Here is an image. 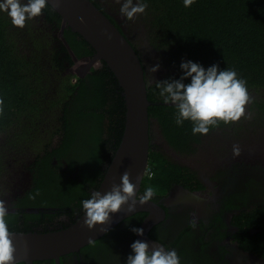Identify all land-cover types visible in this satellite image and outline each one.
Wrapping results in <instances>:
<instances>
[{"label":"flooded vegetation","instance_id":"af4514ba","mask_svg":"<svg viewBox=\"0 0 264 264\" xmlns=\"http://www.w3.org/2000/svg\"><path fill=\"white\" fill-rule=\"evenodd\" d=\"M90 1L114 22L140 56L143 51L142 42L140 43V36L143 35L140 18L136 16L132 20L124 17L118 21L112 20V9L116 7L112 0ZM2 15L4 13H0ZM117 17L120 19V15ZM7 22L10 25L9 18ZM31 23L37 30H43L46 37L47 34H52V37L53 34L57 35L58 38L54 40L47 37L54 53L58 54V48L63 51L52 60V72L58 77L56 84L69 88V77L72 73L69 61L87 58V54L84 55L86 52L92 57L91 48L86 44L83 49L75 42L78 38L72 37L68 32L65 34L62 28L57 30L56 24L47 20L43 11ZM154 64L151 61L143 64L145 75L151 83L155 80L156 73L149 69ZM99 65V69L86 73L80 70L82 77L78 79V85L67 90L74 91L75 96L80 93V87L93 90L96 83L94 81L110 73L105 66L107 73L103 74V64ZM119 94L122 97L121 92ZM115 96L116 94L111 93L109 99L112 100ZM108 103L112 104L110 101ZM249 105L250 103L245 106V116L239 120L243 118L240 124L239 121L227 125L220 123L203 136L193 135L192 131L185 135L180 134L173 145L164 138L159 118L149 114L150 135L155 140L149 153H160L165 160L178 165L183 171L181 173L186 175L181 176L180 182L171 180L173 182L170 183L168 191L165 194H156L151 200L162 208L166 218L149 230L148 237L168 249H175L181 264H264V214L260 215L264 213V167L259 170L260 177H263L258 181L257 188L251 181H245L241 177L244 174V170L240 169L242 164L236 163L233 155V147L240 140L237 131L243 128L244 118L252 112ZM104 118L106 117L103 116ZM79 119L83 121V117ZM185 122L191 124L189 121ZM73 129L76 132L73 135L72 149L78 151V154L71 153L74 157L68 155L67 160L64 154L68 152H60L63 155L61 158H54L52 154L53 151L59 153L63 137L49 139L30 134L25 141L17 138L12 144V149L20 153L11 154L0 165V201L4 202L8 210L5 220L10 232L59 231L74 225L84 213L81 201L89 199L91 193L98 190L121 140L116 145L114 135H106L102 128L103 138L111 144L104 149L102 159L100 155H94L100 157L94 159L90 168L86 158L92 151L83 157L78 155H82L92 146L89 136L92 129L88 126ZM109 138L111 139L108 140ZM5 145L10 147L7 142ZM35 153L39 154V159L34 157ZM83 167H88L85 174ZM41 170L42 174H39ZM82 173L87 176L83 178ZM147 177L149 175H145L143 180ZM144 191L145 188L141 187L140 194ZM172 193L179 194L176 204L171 203ZM147 216L148 213L139 212L124 219L77 252L60 257L58 263L47 260L34 261L32 264H125L127 256L131 254L130 245L137 240L132 229L139 228ZM243 220L247 224L255 225L251 227L249 238L246 239L240 229Z\"/></svg>","mask_w":264,"mask_h":264},{"label":"trees","instance_id":"16d2710c","mask_svg":"<svg viewBox=\"0 0 264 264\" xmlns=\"http://www.w3.org/2000/svg\"><path fill=\"white\" fill-rule=\"evenodd\" d=\"M147 3L146 12L138 15L143 27L140 58L145 65L150 61L160 65L153 83L146 75L145 79L150 102L148 113L159 118L164 138L173 145L180 134L191 133L192 129V123L184 122L179 127L175 124V107L163 103L156 87L158 82L178 79L182 75L179 67L182 60L200 63L205 68L217 64L221 70H235L238 77L246 81L251 97L249 108L252 112L244 118V123H248L245 121L248 118L255 122L264 120V0H196L187 8L183 0H147ZM43 12L47 20L56 24L57 30L61 28L60 17L48 5ZM31 21L18 29L9 22L6 24L0 16V100L3 101L0 105V165L11 154L20 153L12 149V144L24 131L40 138L63 137L59 153L53 151V157L61 158L60 152H68L64 154L66 160L68 155L74 157L71 153L78 154V151L72 149L76 132L73 128L88 126L92 129L89 131L92 146L78 156L83 157L92 151L86 158L91 168L94 159L100 156L102 159L104 149L111 144L103 138L102 128L106 135H114L116 145L121 140L125 121L124 101L119 96L121 90L111 72L95 80L93 90L80 87L76 96L74 91L67 89L75 88L78 79L71 85L69 77V88L56 84L58 77L52 72V60L63 51L58 48V54L54 53L47 37L50 40L58 37L47 33L46 37L45 32L37 30ZM64 32L78 38L75 42L82 48L86 46L78 35H73L68 29ZM86 54L91 56L88 52ZM72 64L69 61V66ZM102 64L103 74H106L105 64ZM111 93L116 94L112 100L109 99ZM81 117L83 121L79 119ZM242 120L237 121L238 124ZM34 157L39 159L40 156L35 153ZM88 167H83L84 174ZM148 170L149 177L143 180L142 187L151 186L156 194H165L173 182L171 180L180 182L181 176L186 175L181 173L183 171L178 165L168 162L155 151L149 153ZM83 173L85 178L87 175ZM245 224L247 221L243 220L240 229L246 239L255 225Z\"/></svg>","mask_w":264,"mask_h":264},{"label":"water","instance_id":"95a60500","mask_svg":"<svg viewBox=\"0 0 264 264\" xmlns=\"http://www.w3.org/2000/svg\"><path fill=\"white\" fill-rule=\"evenodd\" d=\"M112 4L116 5L115 9H112V20H121L123 16L120 14V4L116 3V0H112ZM47 5L60 17L61 28L77 34L93 51L92 57L82 60L85 63L75 71L76 76L82 77L80 70L86 73L94 68L98 69L99 64L103 62L121 89L125 107L123 134L97 191L103 193L110 190L112 185L118 186L122 175L127 172L130 183L135 185L136 197L123 205L118 213L111 214L105 225L97 226L93 230H89L84 224L83 213L74 225L59 231L10 232L15 249V262L32 264L34 261L54 260L58 263L60 257L77 252L124 219L139 212L148 213V216L139 227L144 230L143 236L137 237V240L147 241L151 251L160 244L150 240L148 232L154 225L165 221V212L152 201L143 205L133 203V200L141 195L142 180L148 172L149 150L153 145L152 142L155 143V140L151 139L152 134L149 129L150 102L147 97L148 81L146 82L145 79L143 65L145 63H142L139 54L114 22L110 21L92 1L48 0ZM117 15H120V19ZM262 134L264 128L247 135L261 137L262 140ZM244 136L236 142L237 146L241 147H239L240 154L234 156V161L242 164L240 166L241 171L244 170L242 178L250 181L251 176L260 177L259 170L264 167V141L258 142L254 138L251 141V137L246 142ZM170 197L171 203L176 204L179 194L172 193ZM129 208L132 211H129Z\"/></svg>","mask_w":264,"mask_h":264},{"label":"clouds","instance_id":"9594fccd","mask_svg":"<svg viewBox=\"0 0 264 264\" xmlns=\"http://www.w3.org/2000/svg\"><path fill=\"white\" fill-rule=\"evenodd\" d=\"M47 2L48 0H0V13L7 14L13 27L22 29L27 21L42 14ZM195 2L196 0H183L186 8L191 7ZM116 3L120 4V14L126 20H132L144 14L148 8L147 0H116ZM84 59L74 60L70 66L71 85L79 79L75 71L85 63L82 61ZM159 67L160 65L157 64L149 70L155 73ZM179 67L182 75L178 79L156 83L163 103L175 107V124L178 127L182 126L185 121H189L192 123V134L203 136L208 134L211 128L219 126L221 122L227 125L245 116V106L251 102V97L248 94L246 81L239 78L235 70H221L217 64L205 68L200 63L191 60H182ZM185 81L188 82L185 83ZM2 104L3 101L0 100V105ZM239 154L240 148L234 146L233 155L238 156ZM149 173L148 170L146 175ZM134 188L135 185L130 183L129 175L125 172L118 186L112 185L110 190L103 193L93 191L89 199L81 201L84 224L89 230L105 225L111 214L118 213L123 205L136 197ZM155 195L156 190L153 187H146L144 193L134 199L133 203L146 204ZM7 211L4 202L0 201V264H16L13 241L5 220ZM129 211L132 209L129 208ZM193 226H195L194 221ZM132 232L137 237H141L144 230L133 228ZM130 252L125 264H181L180 256L175 249L156 245L150 251L148 242L143 240L134 241L130 245Z\"/></svg>","mask_w":264,"mask_h":264},{"label":"rangeland","instance_id":"374dc122","mask_svg":"<svg viewBox=\"0 0 264 264\" xmlns=\"http://www.w3.org/2000/svg\"><path fill=\"white\" fill-rule=\"evenodd\" d=\"M3 18V21L7 24V14L4 13V15L1 16ZM46 39V38H45ZM156 77V76H155ZM257 120L259 119L258 117L256 118ZM246 122H248L247 124L244 123V127L240 130L237 131V133L241 136H239L240 138H242V136H244L243 138H245L246 142L251 139L252 137V140L253 141V138L258 141V142H262L264 141V134H262V140H261V137H255L253 135H247V134H250L252 132H255L259 129H262L264 128V120L262 119H259V121L255 122L253 121L252 119L248 118L245 120ZM31 132H28V131H24L22 133H20V138L22 140H26L29 136H30ZM238 138V137H237ZM261 140V141H260ZM242 177V176H241ZM263 177V176H262ZM262 177H255V176H251L250 177V181L258 188V185H259V182L261 180ZM264 179V178H263ZM259 181V182H258Z\"/></svg>","mask_w":264,"mask_h":264}]
</instances>
